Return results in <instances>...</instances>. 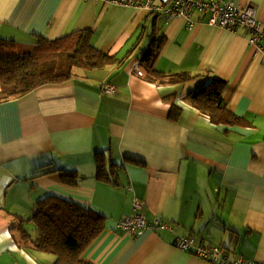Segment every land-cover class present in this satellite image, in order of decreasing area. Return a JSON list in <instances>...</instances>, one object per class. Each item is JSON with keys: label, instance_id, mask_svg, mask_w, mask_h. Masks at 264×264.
Listing matches in <instances>:
<instances>
[{"label": "crops", "instance_id": "obj_1", "mask_svg": "<svg viewBox=\"0 0 264 264\" xmlns=\"http://www.w3.org/2000/svg\"><path fill=\"white\" fill-rule=\"evenodd\" d=\"M220 1L254 6L264 26V0ZM149 13L94 0H0L1 44L28 50L39 39L60 42L89 29L93 47L121 59L140 32L148 44L154 24L160 50L153 68L199 76L151 82L138 61L148 46L131 61L138 46L121 63L72 66L63 83L0 101V264H55L24 224L50 195L104 218L81 255L90 264H212L175 248L179 236L220 246L228 260L264 264V57L249 46L244 27L220 29L198 10L188 17ZM14 56L27 62L31 53ZM213 77L226 82L222 99L243 125L214 124L186 101ZM136 213L147 228L132 236L120 223Z\"/></svg>", "mask_w": 264, "mask_h": 264}, {"label": "trees", "instance_id": "obj_2", "mask_svg": "<svg viewBox=\"0 0 264 264\" xmlns=\"http://www.w3.org/2000/svg\"><path fill=\"white\" fill-rule=\"evenodd\" d=\"M149 12V15L157 13ZM154 33L153 24L151 40L146 36L148 49L138 58L148 80L171 84L199 77L189 73L166 75L156 71L153 61L160 45L156 44ZM144 36L145 33L140 32L136 43L121 59L103 54L93 47L92 31L89 29L72 32L60 42L39 39L27 62L19 61L14 55L0 56V101L20 97L46 84L63 83L71 77L72 66L94 69L121 63L131 55L134 47H138ZM64 42H67V45ZM161 42L163 43V39ZM225 86L224 80L213 77L207 84L186 94L185 99L189 105L207 115L214 124L243 125L244 121L235 116L222 99ZM50 172H58L62 178L68 176L72 181L76 178L67 171ZM36 206L37 211L32 217L39 235L35 248L54 254L55 264H90L81 260V255L103 231L104 218L83 204L54 195L41 199Z\"/></svg>", "mask_w": 264, "mask_h": 264}, {"label": "built area", "instance_id": "obj_3", "mask_svg": "<svg viewBox=\"0 0 264 264\" xmlns=\"http://www.w3.org/2000/svg\"><path fill=\"white\" fill-rule=\"evenodd\" d=\"M104 5L134 7L146 11L162 12L171 17H188L193 10H198L207 15V22L230 32H236L240 27L245 28L248 33L249 46L256 49L264 57V26L259 24L254 6L239 8L232 3L220 0H94ZM138 67H134L137 70ZM141 74L140 72H138ZM107 93L114 91V87L104 86ZM140 208L138 201L133 202V210ZM158 227L172 229V226L161 223L157 220ZM166 225V227H165ZM120 228L132 236L141 234L147 223L144 215L125 217L120 223ZM168 228V229H169ZM174 247L179 250L192 249L194 256L212 264H259L257 261L245 259L237 256L233 260H228L223 254V250L217 245H207L203 242L193 243L191 237H178L174 242Z\"/></svg>", "mask_w": 264, "mask_h": 264}, {"label": "rangeland", "instance_id": "obj_4", "mask_svg": "<svg viewBox=\"0 0 264 264\" xmlns=\"http://www.w3.org/2000/svg\"><path fill=\"white\" fill-rule=\"evenodd\" d=\"M144 25H142V26H144ZM131 45H132V43H130L128 45V47H131ZM146 45H147V42L144 41V40L138 45L139 46L138 50L131 56V61L135 57H138V56L140 57L144 53L143 50L146 48ZM26 49H28V50H23L20 47H17L16 45H8V44H1L0 43V56H6V55L23 56V55H27V54H30V53L33 54V52H34V48L33 47H32V49L31 48H26ZM30 49H31V51H29ZM173 203L176 206L175 208H177V209L181 208L182 198L180 197V193H179L178 189L176 190V194H175V197L173 199ZM24 224H27L25 226V229L30 234V235H28V237H27V234L25 236L27 238H30L32 243L35 245V242L38 239L39 235H38L37 229L36 228H35L36 230L34 229V226H33V223H32V219L29 220V221L25 220ZM169 224L171 226H173V228H174V225L172 223H169ZM178 227L180 228L179 224H177V228ZM180 237H184V236H179V238ZM44 252H45L44 254L48 253L47 255H49L50 257H54L55 256L54 254H52L50 252H46V251H44ZM35 256H37L36 253H35Z\"/></svg>", "mask_w": 264, "mask_h": 264}, {"label": "clouds", "instance_id": "obj_5", "mask_svg": "<svg viewBox=\"0 0 264 264\" xmlns=\"http://www.w3.org/2000/svg\"><path fill=\"white\" fill-rule=\"evenodd\" d=\"M224 30V29H223Z\"/></svg>", "mask_w": 264, "mask_h": 264}]
</instances>
